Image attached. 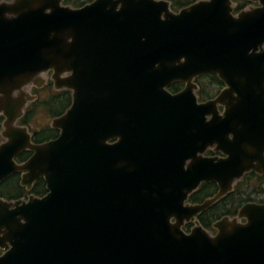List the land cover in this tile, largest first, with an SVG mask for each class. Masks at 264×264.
Instances as JSON below:
<instances>
[{
	"label": "water",
	"instance_id": "obj_1",
	"mask_svg": "<svg viewBox=\"0 0 264 264\" xmlns=\"http://www.w3.org/2000/svg\"><path fill=\"white\" fill-rule=\"evenodd\" d=\"M250 1L237 14L233 0L0 1V182L47 190L0 199V264H264V203L215 234L197 220L264 175V0ZM49 72L72 103L36 144L18 122ZM211 74L224 87L199 102L194 80ZM206 183L216 194L189 203Z\"/></svg>",
	"mask_w": 264,
	"mask_h": 264
},
{
	"label": "trees",
	"instance_id": "obj_2",
	"mask_svg": "<svg viewBox=\"0 0 264 264\" xmlns=\"http://www.w3.org/2000/svg\"><path fill=\"white\" fill-rule=\"evenodd\" d=\"M1 1V0H0ZM10 1V0H5ZM91 2L92 0H85ZM170 3V7L174 12L187 7L199 0H166ZM82 0H65V4H69L76 7H81L84 3ZM251 2L249 0H234V14L247 8ZM198 87L196 95L199 102H204L213 99L220 90L223 89L224 84L217 78L216 75H206L196 78L194 81ZM182 84L174 83L168 90L172 93L180 90ZM35 100L28 104L24 110L22 118L19 120V124L27 127L28 131L32 134V142L36 144L45 143L49 140L55 139L59 132L52 129L50 125L42 127H34L38 112L42 111L48 118L54 119L61 116L71 106L72 97L71 92L68 90L55 91L51 81H48L40 89H34ZM46 92L45 96L41 93ZM3 118L0 116V131L2 129ZM206 155H214L209 150ZM30 156L29 152L21 153L17 158L18 161L26 160ZM20 174H13L0 182V199L6 201H16L20 199H27L30 195L35 197H42L47 193L45 182L43 179H39L32 185L30 190H26L21 186ZM217 192V186L214 183H206L200 185V187L189 196V203L200 204L204 200L211 198ZM264 195V175H257L253 172H249L243 176V178L236 183L231 193L227 194L215 204H213L207 211L202 212L197 216V220L201 226L215 233L212 228V224L221 219L224 216L230 218L235 217L241 206L246 203H264V198L257 200L256 196ZM190 224L184 231H188ZM1 253V250H0Z\"/></svg>",
	"mask_w": 264,
	"mask_h": 264
},
{
	"label": "rangeland",
	"instance_id": "obj_3",
	"mask_svg": "<svg viewBox=\"0 0 264 264\" xmlns=\"http://www.w3.org/2000/svg\"><path fill=\"white\" fill-rule=\"evenodd\" d=\"M50 76H51V73L49 72L48 74H44L42 75V78L47 81V80H50ZM32 87H27L25 88V90L30 93L31 95H34V92L33 90L31 91ZM46 92H42L41 95L42 96H45ZM52 119L51 118H48L46 114H44L42 111L38 112L37 115H36V118H35V121L33 123V126L34 127H42V126H45V125H49L51 123ZM4 139L2 137H0V143L3 142ZM264 198V195H259V196H256V199L257 200H261ZM208 231V230H207ZM209 232V231H208ZM210 233V232H209ZM213 234V232H211Z\"/></svg>",
	"mask_w": 264,
	"mask_h": 264
},
{
	"label": "flooded vegetation",
	"instance_id": "obj_4",
	"mask_svg": "<svg viewBox=\"0 0 264 264\" xmlns=\"http://www.w3.org/2000/svg\"><path fill=\"white\" fill-rule=\"evenodd\" d=\"M1 1H5V0H1ZM64 1H65V0H62V5H64V6H70V7L75 8V7L72 6V5L65 4ZM82 1H83L82 3H84L82 6H84V5L88 4V3H90L89 1H85V0H82ZM92 1H93V0H92ZM92 1H91V2H92ZM249 1H250V0H249ZM250 2H251V1H250ZM82 6H81V7H82ZM234 6H235V5H234V0H233V8H234ZM256 6H258L257 3H253V2H251V4H250L247 8H245V9H248V8H250V7H256ZM76 8H79V7H76ZM47 74H48V73H47ZM48 81H51V80H47L46 83H47ZM194 81H195V80H194ZM51 82H52V81H51ZM46 83H45V84H46ZM45 84H44V85H45ZM180 84L183 85L182 88H181L180 90H178V91H176V92H174V93L170 92L169 90H168V91H169L170 93H172V94H176V93L180 92V91L184 88V84H183V83H180ZM44 85H43V86H44ZM52 85H53V83H52ZM31 87H32L31 91L34 90V89H37V88H35V87H33V86H31ZM169 87H170V86H169ZM169 87H168V88H169ZM53 89H54V88H53ZM54 90H55V89H54ZM55 91H56V90H55ZM33 92H34V91H33ZM34 96H35V94H34ZM1 117H2V116H1ZM2 118H3V117H2ZM18 124H19V122H18ZM19 125H20V124H19ZM57 131H58V130H57ZM0 132H1V131H0ZM58 132H59V131H58ZM31 135H32V134H31ZM0 137H1V136H0ZM33 143H34V142H33ZM208 151H209V150H208ZM29 153H30V152H29ZM30 155H31V153H30ZM205 155H206V154H205ZM18 156H19V155H18ZM206 156H215V154H214V155H206ZM16 161H17L18 163H23L25 160H23V161H18V158H16ZM17 174H20V173H17ZM20 178H21V174H20ZM41 179H42V178H41ZM35 182H36V181H35ZM33 184H34V183H33ZM33 184H32V185H33ZM31 187H32V186H31ZM45 187H46V185H45ZM24 188H25V187H24ZM26 190H27V189H26ZM188 200H189V199H188ZM188 202H189V201H188ZM207 210H208V209H207ZM207 210H205V211H207ZM203 212H204V211H203ZM200 214H201V213H200ZM190 224H192V225L190 226L189 230L187 231V232H189L190 229L194 226V223L190 222V223L185 224L184 227H183V229L185 230V228H187ZM208 231L211 233L210 230H208ZM215 232H216V231H215ZM213 234H215V233H213ZM2 252H3V251H1V253H2ZM1 253H0V254H1Z\"/></svg>",
	"mask_w": 264,
	"mask_h": 264
}]
</instances>
